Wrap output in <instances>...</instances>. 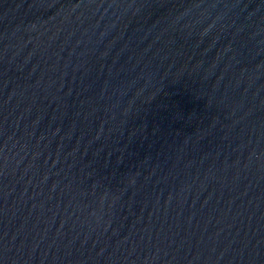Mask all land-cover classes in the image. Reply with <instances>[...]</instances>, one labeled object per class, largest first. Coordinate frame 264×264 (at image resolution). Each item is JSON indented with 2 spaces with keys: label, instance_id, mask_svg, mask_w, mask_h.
Returning <instances> with one entry per match:
<instances>
[{
  "label": "water",
  "instance_id": "water-1",
  "mask_svg": "<svg viewBox=\"0 0 264 264\" xmlns=\"http://www.w3.org/2000/svg\"><path fill=\"white\" fill-rule=\"evenodd\" d=\"M0 264H264V0H0Z\"/></svg>",
  "mask_w": 264,
  "mask_h": 264
}]
</instances>
